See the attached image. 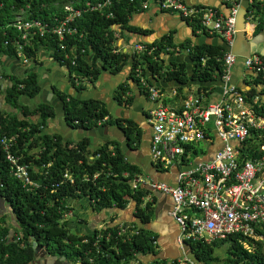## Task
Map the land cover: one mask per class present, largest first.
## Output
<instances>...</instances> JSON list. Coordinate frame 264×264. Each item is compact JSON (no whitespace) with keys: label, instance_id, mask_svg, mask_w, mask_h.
<instances>
[{"label":"trees","instance_id":"obj_1","mask_svg":"<svg viewBox=\"0 0 264 264\" xmlns=\"http://www.w3.org/2000/svg\"><path fill=\"white\" fill-rule=\"evenodd\" d=\"M67 1L86 6L88 1L97 0H0V51L14 48L12 40H9L8 45L4 42L10 39L15 31L13 28H5L4 25L20 14L21 10H25L29 18L36 17L52 22L63 14V6ZM140 5L141 0L134 2L122 0L121 3L116 1L114 17H107L100 12L84 13L76 22L80 33L66 37L62 42L66 46L64 49L61 48V41L57 35L53 33H48L44 37L35 36L31 43L46 44L54 49L56 58L62 64H67L76 73V77L82 78V82L77 85L78 89L87 86L83 78L93 82L102 71L117 74L131 62L129 76L139 84L145 95H148L147 88L137 76V69H142L143 75L152 85H157V81L166 82L167 85H157L164 93H167L169 82L176 85V94L164 98L165 104L172 107H177L181 98L185 99L192 94V91H186V88L195 87V93L201 95L204 93L207 97V90L212 88L210 83L223 76L225 72L223 60L227 52L225 46L176 42L173 34L168 33L153 43L147 42L149 48L151 46L155 48L150 53L146 51L132 54L128 51H117V29L114 25L122 28L118 32L119 36L126 32L144 34L147 31L131 23V18L139 11ZM250 10L257 21L254 33H260L264 30V0H253ZM192 24L194 30L203 31L198 22L192 21ZM167 47L189 49L188 54L193 60L191 73L183 62L167 63L161 56V52H166ZM73 49L77 53L75 63L65 57L66 53L74 56ZM31 50L32 47H25L29 55L32 53ZM168 52L171 55L177 53L176 50ZM260 56L264 59V55ZM191 77L203 84H190ZM247 80L248 84H253L254 81L256 84L264 85L262 73ZM40 88L38 74L30 71L25 77L16 80L12 86H8L5 91L7 103L11 104L12 108L21 110L20 114L0 107V136L17 135V141L11 151L19 156L22 162L30 164L31 177L37 184L29 188L14 176V168L0 146V199H3L11 209L13 219L19 227L13 228L7 221V215L0 216V264H29L40 247L46 248L45 254L55 259L64 257L61 260L63 264L65 261L66 264H143L142 257L158 254L157 235L144 226L153 217L152 202L145 203L143 199L150 190L134 188L132 185L133 177L142 173L143 169L129 161L118 141L105 142L97 148H92L86 138L65 139L59 133L47 131L45 129L47 122L55 115L54 108L41 104L35 109H30L20 101L24 95L37 96ZM255 90L256 88L252 86L250 91L242 92L251 99ZM128 91L130 86L125 81L118 87L116 97L123 101V96L127 95ZM129 101L130 99L127 102ZM64 103L65 118L69 126L92 128L98 125L97 121L103 120L107 115L109 118L106 124L117 122L98 99L68 96ZM258 104L261 106L257 107ZM255 107L264 115V100L255 104ZM34 115H38V118L33 119ZM124 121L125 124L121 126L131 145L139 146L143 139L142 129L130 119ZM259 134V131L254 129L252 136L241 144V149H244L243 157L255 158L264 153L263 150L252 152L254 145L264 142V138ZM190 146L191 144L188 145ZM65 173H70L73 180L65 178ZM84 198L90 201L96 213L109 209L123 210L131 200H135L134 214L142 223L126 221L124 224L128 225L129 229L119 234L120 227L115 221L118 212H113L109 216L111 218L109 224L96 227L92 231L76 232L74 227H70V218L66 215L70 211L71 201ZM72 216L73 221H76L78 217L75 209ZM133 228L136 230L133 231ZM13 231L20 232L19 240L17 237L12 238ZM186 242L202 264H219L220 260L223 264H264V246L258 244L252 251H248L236 240V236L212 243L187 239ZM227 243V255L221 257L215 247ZM183 262L179 259L155 258L146 264Z\"/></svg>","mask_w":264,"mask_h":264},{"label":"built area","instance_id":"obj_2","mask_svg":"<svg viewBox=\"0 0 264 264\" xmlns=\"http://www.w3.org/2000/svg\"><path fill=\"white\" fill-rule=\"evenodd\" d=\"M116 1L122 2L97 0L88 1L86 6L72 1L65 2L63 14L52 22L36 17L17 18L13 25L21 32L19 54L24 53L25 47L35 36L44 37L48 33L57 35L61 41L60 46L64 49L66 46L62 42L65 38L80 33L76 22L84 13L100 12L107 17H114ZM240 1L242 0H228L232 4L228 13L214 6L192 5L184 0H141L140 7L148 9L155 5L162 10L176 12L183 18L198 22L202 26V32L217 34L232 44L237 32ZM5 43L8 44V41ZM153 49H149L146 43L137 41L133 43L130 51H125L133 54L146 51L150 53ZM119 50L123 49L118 47L117 51ZM170 50L180 49L166 48V51ZM73 51L74 56L66 53L65 57L75 63L77 53L74 49ZM223 60L225 72L222 80L225 86L220 99L209 102L204 94H193L177 107L165 104L160 89L147 81L142 69H137V76L148 89L150 101L155 104L148 113L152 125V161L161 172L169 173L174 165H179L180 169L175 183L156 181L144 174H136L132 183L135 188L147 186L171 196V214L180 227L181 242L187 239L211 243L231 234H239V241H243L245 245L249 240L264 245V153L248 158L242 156L244 149H241V144L252 136L254 129L264 138V115L255 107V104L264 100V95L257 89L249 99L234 85H230L232 68L237 57L227 52ZM244 64L250 74L257 76L262 73L264 79V62L258 55L245 58ZM252 85L258 88L262 84L253 81ZM260 106L258 104L257 107ZM216 137L223 145L215 151L214 156L208 160L193 162L201 152L200 144L204 142L212 146ZM16 141L17 135L0 136V146L14 168V176L31 188L37 184L31 177L30 164L22 162L11 151ZM261 150L264 151V142H258L252 148V152ZM64 177L73 180L70 173H65ZM73 203L71 201L67 218L72 217L75 209ZM109 223L110 221L106 224ZM116 223L120 227L119 234L129 229L124 222ZM13 237L19 240L20 232L13 231Z\"/></svg>","mask_w":264,"mask_h":264},{"label":"crops","instance_id":"obj_3","mask_svg":"<svg viewBox=\"0 0 264 264\" xmlns=\"http://www.w3.org/2000/svg\"><path fill=\"white\" fill-rule=\"evenodd\" d=\"M188 4L192 5H210L219 8L222 12L228 13L232 4L228 0H184ZM249 3H253V0H249ZM244 5V4H242ZM249 5V6H250ZM27 12L21 10L20 14H17L15 18L4 25L5 28H13L14 34L5 41L12 40V45L14 48L12 50L8 49L0 51V107L11 111L16 114H20V111L12 108L11 104L6 101V89L8 86H12L16 80L25 77L30 71H35L38 74L40 82V92L35 97L22 96L20 101L30 109H35L41 104H46L54 108L55 115L50 118L47 122L46 130L49 132H55L62 135L65 139H88L92 148L99 147L102 143L118 141L124 148L126 157L134 164L139 165L143 171L149 175L152 179L156 181H164L168 183H175L176 174L180 169L179 165H174V167L169 171V173L158 172L152 165L151 153H150V140L149 135L145 137L148 139L143 143L141 141L139 146L132 145L133 149H129V144H127L126 137L124 136L122 130L119 128L120 123H125V119H130L131 121L137 123L145 132L147 131V126L145 122V114H148L153 103L141 92L140 87L137 83L130 79V69L122 70L120 73L113 74L109 71H102L99 76L91 82L85 79L86 87L84 89H78L76 83L75 72H73L67 64H62L49 45L41 44L34 45L30 43L27 46L32 47V53L29 55L28 51H24L23 54H19V43L21 42V32L13 25L17 18L25 17ZM29 16V14H28ZM31 18V17H30ZM131 23L133 25L142 27L147 31L142 33L126 32L124 35L119 36L118 32L122 30L118 25H114L117 29V41L116 44L121 49L129 50L133 43L139 42H153L159 39L162 35L172 33L174 40L176 42H191L193 44L202 45L203 43L218 42L221 40H215L209 38L211 36L206 35L204 32L194 30L192 21L181 17L177 13L162 11L157 7H151L144 11H138L133 14L131 18ZM250 23L249 20L247 22ZM254 26H250L251 32L248 29V38H257L259 34L264 33V30L260 33H252ZM255 31V29H254ZM250 33V34H249ZM216 37V36H214ZM12 38V39H11ZM19 40V41H18ZM5 43V42H4ZM5 43V45H8ZM257 50H261L264 53V41L263 37L259 39V42L253 45ZM245 44H243V48ZM15 51V52H14ZM186 51V50H185ZM258 52V51H257ZM261 52V54H263ZM25 55V56H24ZM92 57H89V59ZM167 63L176 61L183 62L186 64L188 72L191 73L193 69V60L191 59L188 52H181L179 54L164 56ZM249 71L244 67L242 59H239L235 66L232 68L231 79L229 81L230 85H235L241 88L243 91H247L248 85L246 84L247 76ZM81 80V77H78ZM127 81L130 86V91L127 95L123 96V101H120L116 97V92L120 84ZM76 82V83H74ZM82 82V81H81ZM212 85L211 90H207V96L209 102L217 101L220 99V93L225 86V83L220 79L210 83ZM74 87V88H73ZM76 87V89H75ZM167 93L170 92V88H174L173 85L167 86ZM262 88V87H260ZM77 89L80 90L77 92ZM214 89V92L212 90ZM191 89L186 88V91ZM195 88L192 90L194 91ZM168 95V94H167ZM68 96L76 97L79 99H98L107 108L109 113L114 117L117 125L104 126V127H93V128H75L69 126L65 114L63 115L64 99ZM130 101L127 102L129 99ZM180 105V103H179ZM178 105V106H179ZM22 109V108H21ZM32 118V117H31ZM38 118V115H34L33 119ZM120 121V122H119ZM119 123V124H118ZM207 148H202V154H199L193 162L200 161L201 159H211L214 155L215 150L220 148L223 143L221 140H215V144L212 146L206 143ZM135 148V149H134ZM207 152L206 154H204ZM192 157V153H190ZM153 196V217L150 222L146 223L144 226L155 232L157 235V245L158 254L163 256L165 260H175L179 259L190 264H202L199 262L195 254L191 250V246L187 242L180 241V227L171 215V210L173 208V201L170 195L163 194L161 192L153 191L151 192ZM0 200V216L2 215L3 208L1 207ZM73 206L75 207V212L77 215V220H69L70 225L75 228L79 233L85 231H92L96 227L100 228L105 226L101 222L105 217L106 213L110 216L113 212H118L116 221H134V223L139 224L136 221L133 207L131 205L128 209L125 208L120 211L109 209L106 213H96L92 208L91 204L87 200L74 201ZM127 209V210H126ZM8 210H4L8 215V223L17 228V225L13 223V218ZM100 223V224H99ZM102 223V224H101ZM236 236V240H237ZM222 239H217L215 241H220ZM211 242V243H212ZM221 246L228 247L227 244ZM48 253V252H47ZM226 257V256H225ZM62 260V258H61ZM55 259V257L48 256V254H42L37 250V255L34 256L29 264H63V261ZM143 264L150 262L148 257H142ZM74 263V262H73ZM183 264V263H182Z\"/></svg>","mask_w":264,"mask_h":264},{"label":"clouds","instance_id":"obj_4","mask_svg":"<svg viewBox=\"0 0 264 264\" xmlns=\"http://www.w3.org/2000/svg\"><path fill=\"white\" fill-rule=\"evenodd\" d=\"M243 1L244 0H242V1H240V6H239V8H238V12H239V9H240V7L242 6V4H243ZM67 2H69V1H67ZM73 2V1H72ZM141 6V5H140ZM151 7H157V6H155V5H152ZM151 7H149V8H151ZM148 8V9H149ZM158 9H160L159 7H157ZM144 10H147V9H142L141 7H139V11H144ZM160 10H162V9H160ZM162 11H165V10H162ZM237 16H238V14H237ZM247 17H248V20H249V22H250V20L252 19V18H254L253 16H252V14H251V10H250V6H249V12L247 13ZM24 18H28V19H30L29 17H27V16H25ZM248 22V21H247ZM256 25H257V21H256ZM256 25H255V27H256ZM250 26H254L253 25V23L252 22H250L249 24L247 23V31H248V29L251 31V27ZM255 29V28H254ZM254 29H253V31H252V33H254ZM237 33V32H236ZM250 34V33H249ZM206 35H208V36H216V37H218V38H221L222 40H224V41H226L225 39H223L221 36H219V35H212V34H206ZM236 39V35H235V38H234V40ZM32 41V40H31ZM154 42V41H153ZM153 42H148V43H153ZM227 42V41H226ZM234 42V41H233ZM31 43V42H30ZM29 43V44H30ZM144 43H146L147 44V42L146 41H144ZM228 43V42H227ZM28 44V45H29ZM233 44V43H232ZM232 44H229L228 43V46H231ZM149 48V47H148ZM152 48H154V46H151L149 49H152ZM131 49V48H130ZM130 49H129V51H130ZM155 49V48H154ZM153 49V50H154ZM179 52H178V50H176V52L177 53H174V54H179V53H181V52H188L189 53V49H184V50H181V48L179 47ZM166 50V49H165ZM186 50V51H185ZM170 51H172V50H170ZM227 52H231L232 53V51L228 48L227 49ZM226 52V53H227ZM129 53H132V52H129ZM133 54V53H132ZM167 54H169V52L168 51H166V52H164V51H162L161 52V56L162 57H164L165 55H167ZM234 54V53H233ZM171 55V54H170ZM235 55V54H234ZM255 55H258L260 58H261V56L260 55H264V54H261V53H251L249 56H246V57H244V59H243V63H244V60H245V58H247V57H250V56H255ZM236 57H237V61L239 60V58H238V56L236 55ZM261 60L264 62V59L263 58H261ZM237 61H236V63H237ZM131 63V62H130ZM235 63V64H236ZM132 66V65H131ZM235 66V65H234ZM233 66V67H234ZM244 67H245V64H244ZM246 68V67H245ZM247 69V68H246ZM248 70V69H247ZM130 71H131V69H130ZM130 75V74H129ZM253 75L252 74H250V73H248V78H250V77H252ZM75 78H76V82L78 81V84H80L81 83V80H82V78H81V80L80 79H78V77H76V74H75V76H74ZM130 77V76H129ZM146 78V77H145ZM131 79V78H130ZM217 79H220L221 81H223L222 80V76L221 77H217ZM84 80V79H83ZM133 80V79H132ZM85 81V80H84ZM216 81V80H215ZM75 82V83H76ZM214 82V81H213ZM224 82V81H223ZM137 83V82H136ZM77 83H76V85H78ZM246 84L248 85V86H253L252 84H248V81H246ZM258 84H262V83H258ZM137 85L139 86V84L137 83ZM154 86H156V87H158L156 84H153ZM210 86H212V85H210ZM235 86V85H234ZM140 87V86H139ZM175 87H176V85L174 86V88H170V94L169 93H164V92H162V90H160L161 91V93L163 94V99L165 98V97H167V96H170V97H172L173 95H175L176 94V89H175ZM239 91H243L241 88H239V87H237V86H235ZM260 87H262V88H260ZM78 88V87H77ZM159 88V87H158ZM168 88V87H167ZM193 88V87H192ZM252 88V87H251ZM251 88L249 89V90H247V91H250L251 90ZM141 89V88H140ZM160 89V88H159ZM190 89V88H189ZM259 90L260 92V94L261 95H264V85L262 84V85H259L258 86V88H256V90ZM209 90H211V89H209ZM255 90V91H256ZM191 91H192V89H191ZM222 91H223V89H222ZM247 91H244V92H247ZM254 91V92H255ZM142 92V91H141ZM147 92H148V89H147ZM192 94H190V95H193V94H198V93H195L194 91H192L191 92ZM128 94V93H127ZM144 94V93H143ZM148 94H149V92H148ZM168 94V95H167ZM204 94V93H203ZM145 95V94H144ZM189 95V96H190ZM220 95H221V93H220ZM147 96V98L150 100V98H149V96L148 95H146ZM188 96V97H189ZM206 97V96H205ZM207 99H208V96L206 97ZM184 99H182L181 98V100H180V104L182 103V101H183ZM209 101V100H208ZM165 103V102H164ZM155 104H153L152 105V107L154 106ZM178 106V105H177ZM149 113V112H148ZM108 118H109V115H107V116H105V118L103 119V120H100V121H102L100 124H99V122L100 121H97V126H94V127H104V126H111V125H117V124H106L105 122H107V120H108ZM147 122L151 125V123L149 122V119H148V114H147ZM119 124V123H118ZM121 124H125V123H120V125ZM137 124V123H136ZM138 125V124H137ZM139 126V125H138ZM140 127V126H139ZM79 128V127H78ZM93 128V127H92ZM119 128H121V127H119ZM141 128V127H140ZM46 129V128H45ZM122 130V129H121ZM151 130H152V125H151ZM151 137H152V135H151ZM217 138V137H216ZM217 139H219V138H217ZM126 140H127V137H126ZM143 140V139H142ZM220 140V139H219ZM128 142H127V144H129V149H133V147H132V145H131V143H130V140H127ZM143 142V141H142ZM150 144H151V140H150ZM150 146V145H149ZM135 149V148H134ZM216 151V150H215ZM150 153H151V149H150ZM207 152H205L204 154H206ZM215 153V152H214ZM199 154H202V152H200ZM214 156V155H213ZM201 160H206V159H201ZM151 161H152V158H151ZM152 165H153V167L156 169V171L158 170V172L160 171L161 172V170L159 169V167L158 166H156L155 164H154V162L152 161ZM165 173V172H164ZM138 174H144V175H147L144 171L142 172V173H138ZM149 176V175H148ZM150 177V176H149ZM151 178V177H150ZM152 179V178H151ZM154 180V179H153ZM162 182H164V181H162ZM132 185H133V183H132ZM134 187V186H133ZM135 188V187H134ZM137 188H146V189H149L150 190V193L148 194V195H146V196H144L143 197V199H144V202L145 203H147V202H152V207H153V203H154V201H153V196L151 195V192H153V191H157V192H161V191H159V190H155V189H152V188H150V187H147V186H139V187H137ZM161 193H163V192H161ZM163 194H166V193H163ZM168 195V194H167ZM171 197V196H170ZM172 199V198H171ZM1 200V199H0ZM83 200H87L89 203H90V201L88 200V199H86V198H84V199H81V200H78V201H83ZM132 201H135V200H132ZM173 201V200H172ZM135 203H136V201H135ZM92 206V205H91ZM1 207L4 209V210H8L10 213H11V209L7 206V204H6V202L5 201H3V206L1 205ZM135 207H136V204H134V207H133V211H135ZM93 208V207H92ZM121 209V208H120ZM173 209V208H172ZM4 210H3V212H4ZM124 210V209H123ZM123 210H120L119 212H121V211H123ZM7 211V212H8ZM172 211V210H171ZM2 212V215H6V212L5 213H3ZM95 212V211H94ZM106 213V211L104 210V211H102V212H100L101 214L102 213ZM135 213V212H134ZM11 215H12V213H11ZM135 215V214H134ZM172 215V214H171ZM117 216V215H116ZM7 217H8V215H7ZM173 217V216H172ZM12 218H14V217H12ZM74 218H73V216L72 217H70V220H73ZM106 221V223H108L109 221H111V218L108 216H106L101 222H103V224H105V221ZM116 220V219H115ZM175 220V219H174ZM8 221V220H7ZM120 222H126V221H120ZM133 222V221H132ZM13 223L14 224H16L17 225V222L13 219ZM177 223V222H176ZM102 224V223H101ZM178 224V223H177ZM70 225V224H69ZM105 225H107V224H105ZM70 227H72L71 225H70ZM17 228H18V225H17ZM11 229H13V228H11ZM230 236H237V241L239 242V243H241L242 245H243V247H245V249H247L248 251H252L253 250V248L254 247H256V246H258V244H262V243H260V242H258V241H254V242H252L251 240H249V242L248 241H246V245H245V243L242 241H239V234H231V235H229V236H227V237H225V238H223L222 240H225V239H227V238H229ZM243 240H244V238H243ZM263 245V244H262ZM264 246V245H263ZM222 247H224L225 248V253H224V255H221L220 254V256L222 257H225L226 255H227V248L228 247H225V246H217V247H215V249L217 250V249H219V248H222ZM46 249V248H45Z\"/></svg>","mask_w":264,"mask_h":264},{"label":"water","instance_id":"obj_5","mask_svg":"<svg viewBox=\"0 0 264 264\" xmlns=\"http://www.w3.org/2000/svg\"><path fill=\"white\" fill-rule=\"evenodd\" d=\"M243 4L240 9H239V12H238V16H237V25H236V28H237V33H236V39L234 40L233 44L231 46H228V43L224 40H222L221 38H219L221 40V43L220 45H223L225 46L227 49L229 48L232 53H234L235 55L238 56L239 59H244V57L246 56H249L251 53H261L262 51L261 50H257L255 48H253L256 43L259 42V39L263 37V41H264V33H261L257 36V38H248V31H247V21H248V17H247V13L249 12V0H244L243 1ZM209 38H213L215 40H219L218 37H209ZM209 44V42H208ZM211 44H214V45H217L218 42H211ZM243 44H245V47L243 48ZM263 53V52H262ZM264 54V53H263ZM192 71V70H191ZM152 77H153V74H151ZM193 83V84H203V82L201 81H198V80H194L192 77H191V80H190V84ZM167 85L166 82L164 81H157V85ZM169 85H173L175 86V84L173 82H169L168 83ZM180 84V83H179ZM205 84V83H204ZM74 88V87H73ZM76 89V87H75ZM80 90L77 89V92H79ZM63 109V115L65 114L64 112V108ZM1 205L3 206V199H1ZM136 221L139 222V223H142L141 219L136 217ZM39 252H41L42 254H45V249L44 248H38ZM146 257H148V260L151 261L152 259H155V258H159V259H163L160 254H156V255H147ZM64 258V257H62ZM59 261L61 260V258L58 259ZM65 264H66V261H65ZM69 264V263H67Z\"/></svg>","mask_w":264,"mask_h":264},{"label":"rangeland","instance_id":"obj_6","mask_svg":"<svg viewBox=\"0 0 264 264\" xmlns=\"http://www.w3.org/2000/svg\"><path fill=\"white\" fill-rule=\"evenodd\" d=\"M174 13H176V12H174ZM23 17V16H22ZM250 22H252L253 24H256V19H254V18H252L251 20H250ZM251 32V31H250ZM128 68H131V63L129 62L128 64H126L125 66H124V68H123V71L125 70V69H128ZM195 87H193L192 88V90L194 89ZM145 141V140H144ZM143 143V142H142ZM201 146H202V148H207L206 147V143H201L200 144ZM132 204H136L135 203V201H130L129 203H128V205H127V209L129 208V207H131V205ZM126 209V210H127ZM100 224V223H99ZM77 232V231H76ZM226 251H225V248L224 247H222V248H219V249H217V253H219V254H221V255H224V253H225ZM223 257V256H222ZM219 262V264H223V262L220 260V261H218Z\"/></svg>","mask_w":264,"mask_h":264},{"label":"flooded vegetation","instance_id":"obj_7","mask_svg":"<svg viewBox=\"0 0 264 264\" xmlns=\"http://www.w3.org/2000/svg\"><path fill=\"white\" fill-rule=\"evenodd\" d=\"M145 122H146V126L148 128L147 129L148 133L145 132L142 128L141 129H142V138H144V140L146 141L148 139H145V137H147L148 135H149V137H151V135H152L151 125L147 122V114H145ZM120 127H121L120 129H122L124 136L127 137L124 128L121 125H120ZM127 140H129L128 137H127ZM106 216L108 217L109 215L106 213Z\"/></svg>","mask_w":264,"mask_h":264},{"label":"bare ground","instance_id":"obj_8","mask_svg":"<svg viewBox=\"0 0 264 264\" xmlns=\"http://www.w3.org/2000/svg\"><path fill=\"white\" fill-rule=\"evenodd\" d=\"M184 242H185V240H184ZM183 264H184V262H183Z\"/></svg>","mask_w":264,"mask_h":264}]
</instances>
